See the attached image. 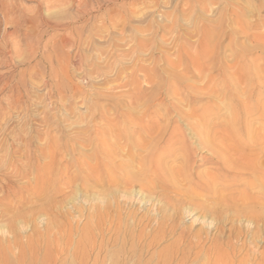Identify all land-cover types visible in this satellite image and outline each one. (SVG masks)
Segmentation results:
<instances>
[{
    "label": "rangeland",
    "instance_id": "obj_1",
    "mask_svg": "<svg viewBox=\"0 0 264 264\" xmlns=\"http://www.w3.org/2000/svg\"><path fill=\"white\" fill-rule=\"evenodd\" d=\"M209 30L216 36L208 48L210 64L201 71L185 63L180 66L182 58L187 63L189 56L200 52ZM263 36L264 0H0L2 264H79L75 253L80 252L85 264H140V260L156 264L157 257L149 260L147 255L126 262L125 251L131 252L134 244L125 241V222L108 225L103 232L94 230L88 218L96 203L79 187L61 209L64 216L44 211L47 197L35 193L47 188L34 181L40 176L35 174L46 170L42 162L47 160L41 155L47 136L94 134L104 127L101 117L126 115L164 117L171 121L169 130H187L192 124L184 114L207 106L212 86H227L216 77L218 66H214L220 60L221 71L241 82L236 83L241 94L237 99L243 104L264 103V71L258 73V81L248 82L253 84L249 87L240 80L249 61L264 67ZM211 75L212 81L207 77ZM247 93L251 96H243ZM261 111L264 108L247 119L256 121L254 127L264 128ZM220 118L224 123L227 117ZM164 122L158 128H166ZM67 143L70 149L60 150L61 171L79 155L92 152L78 147L75 151L72 140ZM74 169L65 172L70 176ZM119 200L125 220V200ZM50 217L56 220L54 233L48 232ZM185 221V226L191 225L190 218ZM199 228L196 223L192 230ZM56 238L67 248L54 263L50 260L55 259L56 247L49 243Z\"/></svg>",
    "mask_w": 264,
    "mask_h": 264
},
{
    "label": "bare ground",
    "instance_id": "obj_2",
    "mask_svg": "<svg viewBox=\"0 0 264 264\" xmlns=\"http://www.w3.org/2000/svg\"><path fill=\"white\" fill-rule=\"evenodd\" d=\"M214 37L209 30L199 45L200 52L189 56L187 63L182 58L180 66L185 63L199 71L205 63L209 65L212 49L208 48ZM220 65L221 60L214 66H218L216 77L224 79L227 86L222 82L224 87L212 86L208 90L214 99L211 97L207 106L197 110L200 114H184L192 124L187 130H169L171 121L164 117L166 122L150 115H126L123 119L101 117L104 127L94 134L47 136L48 144L41 155L47 160L42 162L45 167L41 165L46 170L35 174L40 175L37 179L34 177L36 184L47 188L46 192L35 193H45L44 211L64 216L61 209L79 187L89 193V201L96 203L88 218L94 230L103 232L108 225L125 222V241L134 244L131 252L125 251L126 262L137 255H147L149 260L157 257L156 264H264V128L254 127L252 122L256 121H247L253 111L264 108V103L260 100L254 105L243 104L237 99L241 94L236 83L241 82L221 71ZM244 66L240 80L245 85L253 78L258 81V73L264 71L263 66L252 61ZM260 114L264 119V111ZM222 116L227 117L224 123ZM162 122H168L167 129L158 128ZM221 125L226 129L222 130ZM69 140L75 146L71 149L90 148L92 152L74 158L61 171L60 150L70 147ZM71 168L75 173L69 176L65 171ZM120 198L125 200V220L121 218L119 204L124 202ZM3 204L9 205L6 201ZM147 204L148 209L140 215ZM188 218L191 225L185 226ZM54 223L56 220L50 217L48 232ZM196 223L200 228L193 231ZM58 239L50 240L49 245L56 247L55 259L50 262L59 261L66 252L67 246L58 245ZM75 256L79 264H85L82 252ZM4 261L0 258V264ZM145 262L140 260V264H150Z\"/></svg>",
    "mask_w": 264,
    "mask_h": 264
}]
</instances>
